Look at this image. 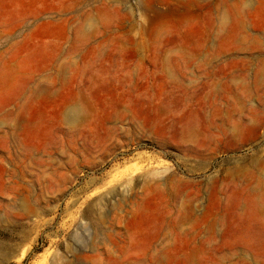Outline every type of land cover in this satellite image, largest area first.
I'll return each mask as SVG.
<instances>
[{
    "label": "rangeland",
    "instance_id": "374dc122",
    "mask_svg": "<svg viewBox=\"0 0 264 264\" xmlns=\"http://www.w3.org/2000/svg\"><path fill=\"white\" fill-rule=\"evenodd\" d=\"M0 264H264V0H0Z\"/></svg>",
    "mask_w": 264,
    "mask_h": 264
},
{
    "label": "bare ground",
    "instance_id": "6f19581e",
    "mask_svg": "<svg viewBox=\"0 0 264 264\" xmlns=\"http://www.w3.org/2000/svg\"><path fill=\"white\" fill-rule=\"evenodd\" d=\"M74 115V117L76 116V113L75 114H73ZM71 119H73V116L71 117Z\"/></svg>",
    "mask_w": 264,
    "mask_h": 264
}]
</instances>
